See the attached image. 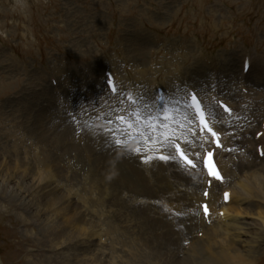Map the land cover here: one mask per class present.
I'll list each match as a JSON object with an SVG mask.
<instances>
[{
	"label": "rangeland",
	"instance_id": "obj_1",
	"mask_svg": "<svg viewBox=\"0 0 264 264\" xmlns=\"http://www.w3.org/2000/svg\"><path fill=\"white\" fill-rule=\"evenodd\" d=\"M135 41L145 47V60H142L137 50L139 44ZM244 48L251 52L254 62L264 66V0H0V164L7 160L15 165L20 162L19 159L26 158L37 173L42 169L44 161L50 163L49 171L55 172L56 165L51 153L57 154L64 171L53 175L54 181L89 222L95 220L98 223L96 231L89 235L96 233L90 240L89 248L94 250L91 257L96 256L102 262H111L114 258L111 251H115L117 246L122 247L118 239L111 240L100 234L102 229L107 228L109 220L105 222L106 219H110L112 213L120 212L121 223L124 221L126 225H130L137 219L126 214L128 206L133 203L148 219L160 217L169 227V232L175 230L181 235L182 229H178L175 224L178 216L188 213L189 195L184 191L190 189L192 183L187 181L191 185L181 187L183 182L175 181L173 187L177 194L172 193V186H169L170 188L166 187L168 193L157 191L163 194L161 197L146 191L132 192V189H125L120 185V181L116 182V175L110 170L104 175L97 173L95 165L98 158L92 153L88 154L93 143H87L84 139L86 136L80 139L83 134L69 132L68 137L61 132H52V139L48 137L42 142L43 131L37 124L44 121L47 125L44 118L60 119L57 97L48 87L49 75L58 78L62 84L61 89L68 88L69 100L77 99V86L74 83L82 84L79 90L84 98L86 92L94 94L93 72H101L102 66L107 62L116 66L120 74L128 77L129 81H142L136 77L133 69L138 73L146 72L145 64L151 65L148 51L155 49L154 62L157 61L160 66H169L172 61L181 58L179 62L183 61L188 72L191 69L190 81L203 85L201 70L193 68L192 62L196 65L195 60L203 59L201 56L205 53L206 56L216 58L219 64L222 63L224 73L236 75L239 55ZM188 54L193 58L190 64L183 56ZM43 75L45 78L48 76V81H42ZM60 76L71 77L72 82L63 85ZM158 77L160 83H171L165 72ZM99 81L100 84L101 80ZM73 101L78 104L77 100ZM27 112L32 114V122H26ZM44 112L46 117L39 116L34 120L39 113ZM33 122L37 123L36 130ZM61 125L64 129L69 128L68 124ZM95 134L98 138V134ZM55 138L59 139V143L55 142ZM21 140L34 145L31 154H25ZM93 146L96 149V144ZM33 150L37 152V157ZM96 150L99 151L98 147ZM38 157H42L44 161L40 162ZM19 167L26 171V165L20 164ZM169 170L172 171L171 167ZM122 171V174H126L123 169ZM5 172L4 168L3 171L0 170V183L5 178ZM30 172L29 168L27 173ZM126 172L128 173L127 170ZM37 173L33 175L34 179L40 181ZM16 182V178H13L12 183ZM181 188H184L183 192ZM85 190H89L91 195H86L88 191ZM99 191L100 194L96 195ZM165 194L168 196H164ZM236 194H240L239 189ZM101 196L108 201L102 206V220L105 223L97 217L99 205L94 206ZM174 196L177 197L173 198ZM262 197L256 196L260 201L257 202L258 206L264 209ZM173 204H179L180 209L174 210ZM247 204L249 205L246 203V206ZM257 217L253 214L243 215L236 221L227 217L225 222H221L225 227L230 222L227 228L234 235L236 230H232V225L240 220V226L245 227L242 230L245 231L244 234L240 237L229 236L234 238L235 244L244 252L249 249V243L243 242L244 239L259 238L253 247L250 246L254 252L249 264H264V226ZM159 224L162 225L160 230H164L163 223ZM131 227L136 228L133 225ZM201 233L198 228L192 232L197 236ZM82 237L80 234L73 241L72 246L76 249L68 251L69 243V246L63 244L64 246L52 247L27 206L9 194L0 192V264H31L39 260L43 264H61L68 257L72 262L76 257L82 260L81 252H86L82 250L81 241L79 242ZM198 237L203 238L204 235ZM190 238L181 239L178 243L171 240L176 246V254H180L182 242L185 243ZM114 242L118 244L113 245ZM62 251L68 254L62 255ZM125 253L113 252L121 260ZM197 259L205 262L203 255H199Z\"/></svg>",
	"mask_w": 264,
	"mask_h": 264
},
{
	"label": "bare ground",
	"instance_id": "obj_2",
	"mask_svg": "<svg viewBox=\"0 0 264 264\" xmlns=\"http://www.w3.org/2000/svg\"><path fill=\"white\" fill-rule=\"evenodd\" d=\"M131 39L130 41H132ZM135 42L138 43L137 41ZM128 45H130L129 41H128ZM137 50L139 51L142 60H145V55H144L145 47L139 44L137 47ZM128 52L132 54L130 49H128ZM151 53H152L151 49H149L148 61H150ZM190 55L191 54L183 55L185 57L184 60L188 61L190 58ZM131 60L133 61L134 59L132 58ZM179 61H181V58L174 62L172 61V63L169 66H164V67L165 68L167 67L166 69H168L167 73L169 74V77H173L178 82H182L183 84V81H185L183 77L184 75L182 73L183 72L182 71L183 61L182 62H179ZM156 65H158V63H156ZM145 66L147 69L146 72L138 73L136 72L137 70L133 69L134 73H136V77L138 79H141L142 81H139V80H136V81L134 80L133 82L130 81L132 85L127 84L128 77L119 74L120 76L124 78V80H122V77H120L117 74V72L114 71L116 76L117 77L119 76L117 80L120 83L121 87L131 88L133 89V91H135V93L139 94V96L146 95L145 91H147L149 96H151L155 91L156 83L159 82L158 75H160V73L164 72L165 70L162 69L161 67L160 68L152 67V66H147L146 64ZM243 75L244 74L241 73V76L239 77L240 82L243 81ZM60 78L63 81L62 82L63 85L65 83L68 84L69 82L70 83L72 82L71 77H68V76L61 77L60 76ZM94 79L96 81V85L94 86L95 87L94 92L98 90V95H100L101 97H97L96 98L97 101L93 102V104L97 108V111L91 110L90 112H97V116H95L94 119L91 121L92 123L96 125L93 127L98 128V129H95V130L91 129L87 127L88 125L79 126V127H83L82 129L83 134L84 136H86L84 139L87 140V143L90 142V143H93V145L96 144V149L98 147L100 151L99 152L98 150L94 149L93 145L89 147V151L87 150L88 154L92 153L95 155L96 158H98L97 163L95 165L97 168L96 170L97 173H99L100 175H104L108 173L110 170L111 173L116 175L115 181L116 182L120 181L119 182L120 185L124 186L125 189L130 188L133 190V191L131 190L132 192H137V193L138 192L143 193V191L144 192L146 191L149 193H154L158 197L163 196L161 192L168 193L167 192L168 188L166 187H169V186H172L171 187V191L173 189L172 193L174 192L175 194H177L176 188L173 187L174 182L175 181L177 183L179 181L183 182L181 183V187H182L183 185H185L184 180H189V182L194 183V186L191 187L192 190H191L190 204L194 205L195 202L197 201H200V203L204 201L205 200L204 196L199 193L198 187L195 186L196 184L202 185V183H199L198 181L195 180L194 177L186 174L183 170H181L180 166L178 165L179 163L177 164V162L173 158H171L173 161L172 160L167 161L166 159L161 160L156 157H153L152 158L153 160H146V161L140 162L138 159H136V157H133L130 153H122L119 151V149L123 150V148L120 145H118L119 146L118 148L116 144L117 142L119 144H122L121 139H123L124 141H128V138L125 136V134L112 136V133H109L106 131L105 133H102L104 130H103V127L100 126V124L106 123L105 120L110 118V117H107V116H110L109 112H110V109L112 108V104L109 105V103H111L113 100L112 98L107 99L103 95V93L104 94L106 93L105 92L106 88L104 84L102 83V76L100 75L95 76ZM99 80H101L100 84H99L100 82ZM161 82H163V84H166L164 81H161ZM136 83L139 84V88L136 86L137 85ZM140 83L144 84L145 90L143 89L142 84ZM212 83H214V81H212ZM221 83H223V80L221 81ZM221 83L218 82L215 85H213V87L210 86L209 89L210 90L214 89L213 90L214 92H223V91L228 92L231 89V87H228L227 84H221ZM182 84H180V86H178L177 88H173L175 86L174 85L172 87V94L176 93V96L178 94H181L180 92H183V88H184ZM187 84H190V83H187ZM74 85L77 86L78 89L82 87V84H79L78 82H75ZM133 85H135V87H133ZM223 85L225 87L222 89ZM60 86L62 87L61 83H59V87ZM241 86L239 90H236L237 94H239L241 92V89H243V85ZM166 87L167 86H165V88ZM251 89H253V87H251ZM63 93H64L63 95L66 97L68 95V88H64ZM256 94H260L264 97L263 92H260V93L258 92ZM86 95H90V93L86 92L85 96ZM77 97L81 98L82 94H78ZM256 97L257 96H255V98ZM108 100H109V103H107ZM262 100H264V98ZM255 101L257 104L259 103L258 100H255ZM69 102L71 105L74 103L72 99H70ZM249 108H251V111H253V114H258V113H255V111L257 110L254 108V105L253 106L249 105ZM90 112H88V114ZM25 114H26V122H30V121L32 122V119H33L31 116L32 114L29 112ZM44 115L46 117L45 112L39 113V115H37V117H35L34 120H36V118H39V116L43 117ZM78 116H86V115H78ZM260 118H261L260 115H257L256 117H254L253 121L252 120L249 121L247 118L246 128L250 126V128L254 129L257 126V125L254 126V123L257 122V120L259 121ZM44 119L46 120L47 125L44 123V121H40V123L38 124L36 122H33V127L35 128V130L37 129L35 127L36 124L41 126V130L43 131L42 138H44L42 139V142L43 140L45 141V139H47L48 137L49 139H52L51 138L52 134L50 135V133L52 132H55V133L61 132L66 136L69 135L68 134L69 132L75 133L74 130H71L70 128L68 129L61 128L60 127L61 124L60 123L58 124V122L55 119H51V120H48L46 118ZM262 121L263 119L260 121L261 122L260 126L262 124ZM239 123H240V120H239ZM236 128L238 130L237 133L241 135L240 139L232 140L226 136L227 144L232 145V146L235 145V149L233 148L234 150L232 149L231 153L227 154V157H225L224 154L220 155V162L222 163V167L227 177H231L228 181V184L230 185L231 190H232L231 199L229 203L222 202L221 197L218 195V191H216V188L214 186L210 188L208 201L210 203L212 213L209 216V223H208L200 210L199 224L197 227H199L204 232V237L201 238L200 240L197 238L196 235L192 234V231L189 229L192 227H188L187 225H185V222H186L185 220H191V221L193 220V218H190V216L187 218L181 216L177 218L176 220L177 223L175 224V226L178 229H182L180 230V234L182 235L181 236V235H178L175 230H172V232H169L168 230L169 227L164 224V221L162 218L152 217L153 219H148L145 215H143L142 212L139 211V209H136L134 207L135 204L133 203L130 206H128L127 211H126L127 215H131V217H134V216L137 217L135 222H132L133 224L131 223L130 225H126L124 221H122L123 222L122 224L121 223L122 216L120 212L118 214L114 212L113 217L115 219L114 218L106 219L105 222L109 220L108 223L106 224L107 228L102 229L100 233L101 235H106L111 240L112 238L118 239L122 247L117 246V248L114 249L115 251L113 250L111 251L112 257L114 256L111 262H108V263L102 262L96 256H94V258L96 257L94 259L93 257H91V253L94 252V250L92 248H89V245H90L91 238H94L96 236V233L93 236H89V235L96 231L97 229L96 227L98 223L95 220L94 221L92 220L89 222L85 214L83 212H80V210L74 204H71V200L69 196L65 195V193L61 190V188L58 185H56L53 175H55L56 173L58 174L63 173L64 166L60 162L61 158L55 153H51L52 161L56 165L57 171L55 172L49 171L48 168L51 167L50 163L44 161L42 157H38L40 159L39 160L40 162L44 161L42 162L43 167L41 170L38 171V173L36 170L32 169V166H31L32 164L26 158L19 159L20 162L16 163L15 165H12L7 160L2 161V163L0 164V170L3 171V168H4V171L6 172L4 174L5 178L3 182L0 183V192H5L9 194L10 197L18 199L20 202H22L24 205L27 206L32 218L34 217L35 220H37L38 226L42 229L45 239L49 240V243L51 244L52 247L62 246L63 244L69 243L70 247L68 248V251H70V249L75 248L74 245L72 246L73 241H75V239H78L80 234L83 235L82 239L79 240V242L81 241L80 243L82 245V250L84 249V251H86L84 254H82L81 252L83 259L80 260L79 258L76 257L75 260H73L72 262L70 257L68 258L64 257L65 259L63 260L61 264H110L112 262L114 264H197V261H198V264L200 263L201 264H249L250 262H252V255L254 252V251L252 252V249H250V246L253 247V245H255V243L259 241L258 240L259 238L255 239L253 237L249 240L244 239L243 242L249 243V249L244 252L235 244L234 238H232L233 236L240 237L245 232V231H242L244 230L245 227L243 225L242 226L244 228L240 226L241 225L240 220H238L239 223L232 225L234 226L232 227V230H236V232L235 231L233 232L234 235H231L230 234L231 230H228L227 228V225L230 222L226 224V227H225L224 225H222L221 222L219 221L216 222L214 220H211V217H213L216 211H218L219 214L221 211H223L226 214V217H228L232 221H236L238 217H239L238 219H240V217H243V215L253 214V215L258 216L257 218L262 222L261 224L264 226V209L258 206L257 202H260V201L253 199L257 195L263 196L262 198L264 199V184H263L264 159H260L258 155L252 156V154H249V152H246V151L253 152L252 148L254 144L256 148V144L263 143L264 134L262 135L260 139L256 140L255 137L249 138V136L246 135V132L245 130H243V128H241V130L238 128V126H236ZM74 129L76 128L74 127ZM95 131H97L96 133L98 134V138L94 136ZM189 132L190 133L188 134H190L193 139H199L200 141H203V137H201L200 135L196 134L195 132H192V134H191V131ZM55 139L56 141L55 140L54 141L56 143H59L58 142L59 139L58 138H55ZM20 142H21V145L23 146L25 154H31L32 147L34 145L32 146L30 143L26 144L25 140H21ZM193 142L196 143L194 140ZM243 145L248 147L249 149L248 150L245 149ZM34 150H33V154H35L36 156L37 152H35ZM158 152H163L165 154H168L167 153L168 151H165V150L158 151ZM170 154L172 157L173 156L172 153ZM20 164L26 165V171L21 170V168L19 167ZM231 164L232 166L235 165V167L231 168L230 167ZM170 167L172 171L169 170ZM255 167H261V169H256ZM29 168L32 172L27 173V170ZM122 169L125 171L126 174H122L123 172ZM126 170L128 171V173L126 172ZM35 173H37V176L40 181H37V179L36 180L34 179L33 175H35ZM197 173L200 179L204 180V177H202V174H201L202 172L199 171ZM95 176H96V173H95ZM119 176H121L122 181ZM13 178H16L17 180L15 184L12 183ZM252 182H253V186H251ZM204 185L206 187L205 183ZM230 187H226V189H230ZM183 189L184 188H181V192H183ZM238 189H239L240 194H236V190ZM85 191H88L86 195H91V193H89V190H85ZM107 191H108V188L105 189V193H107ZM157 191H161V192L159 193ZM102 195H106V194H102ZM164 196H168V195L165 194ZM176 197L177 196H174L173 198H176ZM92 199L93 201H95L93 196H92ZM250 199H251V202L248 201ZM237 200H238V203H237ZM106 202L108 203L107 198L102 197L100 200L96 201V204H98L102 208V206H104ZM246 203H249V205L247 204L248 206H246ZM174 208H177V207L174 206ZM96 214H97V217L101 219L102 222H104L102 220L104 213L100 212ZM189 215H192V214L189 213ZM132 219L131 221H133ZM160 222L163 223V226L165 228L164 230H160L161 229L160 227L162 226L159 224ZM191 224L193 223L191 222ZM132 225L136 228L133 229L131 227ZM100 226L102 225L100 224ZM131 228L133 230H131ZM130 233L131 234L134 233V236L132 237ZM229 235L232 237H230ZM188 237H191V240L190 239L189 240H190V243H192L190 247V251H188L187 253L188 256L185 255L186 249L185 248L183 249L184 247L183 242L181 245L180 254H176L175 252L176 246L173 245V243H171V240L175 243H178L181 239L183 240ZM86 239H89V240H86ZM197 241H200V242L197 243ZM115 244H118V243L114 242L113 245ZM117 251H125L127 254L125 253L124 254L125 256L123 255L121 257L122 258L121 260V259H118V256H115V254H113V252L114 253L116 252L117 254ZM66 253L67 252L62 251V255H65ZM173 253H175V255ZM199 255H203L205 262H203V260L199 261L200 259H197ZM159 256H161L162 259L159 258ZM43 263L40 262L39 260L38 262H32L31 264H43ZM47 264H50V263H47Z\"/></svg>",
	"mask_w": 264,
	"mask_h": 264
},
{
	"label": "snow or ice",
	"instance_id": "obj_3",
	"mask_svg": "<svg viewBox=\"0 0 264 264\" xmlns=\"http://www.w3.org/2000/svg\"><path fill=\"white\" fill-rule=\"evenodd\" d=\"M113 91H115V89H113ZM192 100H193L194 102L196 101V97H195V95H193ZM194 106H195V108H196V110H197V112H198V114H199V116H200V120H201V123H202V125H203V128H204V129H207L208 132H210L211 135H212L213 137H216V136H217V133L214 132V131L212 130V128L209 127V125H208L207 122H205V119H204V113H203L202 111H200L199 103L196 102V103L194 104ZM225 111L230 112V109L227 108V107H225ZM119 119L123 120V117H119ZM166 119H167V117H166ZM217 146H218V147L220 146L218 141H217ZM208 156H209V159H211V153H209ZM160 158H161V159H168V157H165V156H161ZM189 163H191V161H189ZM192 166L195 167L194 164H193ZM212 174L215 176L216 179H221V177L219 176L218 173H212ZM205 195H207V193H205Z\"/></svg>",
	"mask_w": 264,
	"mask_h": 264
}]
</instances>
